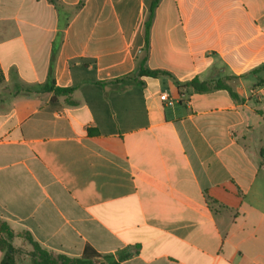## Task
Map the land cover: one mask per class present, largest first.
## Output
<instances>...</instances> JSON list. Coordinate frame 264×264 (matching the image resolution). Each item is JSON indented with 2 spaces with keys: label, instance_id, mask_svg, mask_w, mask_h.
<instances>
[{
  "label": "crops",
  "instance_id": "crops-1",
  "mask_svg": "<svg viewBox=\"0 0 264 264\" xmlns=\"http://www.w3.org/2000/svg\"><path fill=\"white\" fill-rule=\"evenodd\" d=\"M149 2L0 0V218L68 256L264 264V0H159V77ZM53 43L72 102L37 89Z\"/></svg>",
  "mask_w": 264,
  "mask_h": 264
},
{
  "label": "trees",
  "instance_id": "trees-1",
  "mask_svg": "<svg viewBox=\"0 0 264 264\" xmlns=\"http://www.w3.org/2000/svg\"><path fill=\"white\" fill-rule=\"evenodd\" d=\"M53 4L56 5V0H49ZM159 0H150L148 6V12L144 21V46H143V54L139 57V68L137 70L138 76H150V77H159L168 75L170 73L161 70V69H149L144 66V62L146 60V53L148 48V37H149V29L152 23L153 13L155 7L157 6ZM56 50V45L54 46L51 54V61L49 66V73L47 76V81L42 85L37 87L38 90L43 91H51L54 96L65 95L67 96V102H72L68 98L72 92V89L69 87H59L54 85V82L51 77V67H52V59ZM261 68H264V64L261 65ZM257 69L251 70V72H255ZM128 77V76H127ZM127 77H121L116 79L115 81H125ZM2 79V74L0 71V80ZM196 78H192L191 80L184 83V85L191 86L193 89L197 91H206L212 88H226L225 85L219 83V81L209 82V81H200ZM261 83L263 81H260ZM175 84L179 86L178 81H175ZM260 84V83H259ZM231 95L235 97V93L229 90ZM15 236L21 237L24 241L27 242L29 248L26 250V254L29 256L30 264H121L119 260L115 259L110 254H102L94 249L91 245L87 244L84 246L82 253L79 256H68L63 253H58L55 251L48 250L42 247L31 235L29 231H21L14 232V230L8 225V223L0 218V251L2 252L1 264H17L19 259V253L21 251L20 246H15L13 244V239Z\"/></svg>",
  "mask_w": 264,
  "mask_h": 264
},
{
  "label": "built area",
  "instance_id": "built-area-1",
  "mask_svg": "<svg viewBox=\"0 0 264 264\" xmlns=\"http://www.w3.org/2000/svg\"><path fill=\"white\" fill-rule=\"evenodd\" d=\"M159 97L162 99V100H165L167 101V103L171 104L172 101L169 99V95L166 93V92H162Z\"/></svg>",
  "mask_w": 264,
  "mask_h": 264
},
{
  "label": "rangeland",
  "instance_id": "rangeland-1",
  "mask_svg": "<svg viewBox=\"0 0 264 264\" xmlns=\"http://www.w3.org/2000/svg\"><path fill=\"white\" fill-rule=\"evenodd\" d=\"M26 250L27 249H25V248H21V251L19 253V259H25L26 258ZM17 263H18V261H17Z\"/></svg>",
  "mask_w": 264,
  "mask_h": 264
}]
</instances>
